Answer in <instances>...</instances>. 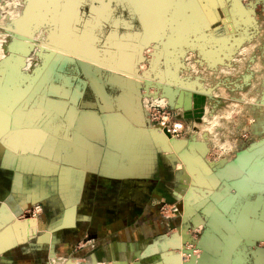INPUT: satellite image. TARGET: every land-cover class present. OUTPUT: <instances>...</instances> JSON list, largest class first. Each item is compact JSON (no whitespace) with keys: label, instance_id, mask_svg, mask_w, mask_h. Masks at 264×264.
I'll list each match as a JSON object with an SVG mask.
<instances>
[{"label":"rangeland","instance_id":"374dc122","mask_svg":"<svg viewBox=\"0 0 264 264\" xmlns=\"http://www.w3.org/2000/svg\"><path fill=\"white\" fill-rule=\"evenodd\" d=\"M82 1L0 0V117L12 112L7 118L12 121L17 111V130H28L26 137L34 124L41 129L46 123L59 125L57 133L47 130L30 146L18 134L13 151L21 146L34 151L47 143L41 153L52 160L67 155L70 162L76 152L63 140L67 132L76 142L94 144L83 158L82 189L72 172L52 164L46 168L52 185L59 177L61 184L80 191L75 213L74 207L66 209L59 213L63 227L44 229L39 221L42 199L29 193L23 200V195L15 207L22 210L7 225L24 220L30 226L33 220L35 227L12 245L33 236L29 244L50 246L52 255L44 264H170L166 255L175 256L172 264H209L216 257L223 259L214 264H236L233 251L238 247L249 257L256 246L264 248V188L235 187L241 179L257 183L264 173V0H201L213 18L201 25L204 20L195 17L193 26L212 34L208 42L194 39L161 54L155 53L153 42L176 0H146L142 13L127 0H111L109 8L107 0H88L83 15L78 7ZM92 1L102 11L91 12L95 20L87 31L81 19ZM107 8L113 13L104 21ZM59 13L65 16L61 24ZM119 19L131 23L130 32L141 37H128L120 22L116 26ZM59 33L62 41L76 37L77 49L83 47L117 71L92 70L88 75L77 59L55 58L58 50L52 42ZM83 37L91 39L95 51L84 46ZM206 47H213L212 54ZM18 106L25 111L20 113ZM174 119L182 121L183 129L167 134ZM6 131L0 130V138ZM186 167L199 177L206 168L209 187L193 180L196 174L185 177ZM122 188L126 197H119ZM91 230L94 237L127 234L130 241H118L115 257L91 263L82 254L106 243L92 242ZM256 258L263 261L261 255Z\"/></svg>","mask_w":264,"mask_h":264},{"label":"crops","instance_id":"0c3cea01","mask_svg":"<svg viewBox=\"0 0 264 264\" xmlns=\"http://www.w3.org/2000/svg\"><path fill=\"white\" fill-rule=\"evenodd\" d=\"M67 133L64 135L63 140H65L66 146H69L76 152L74 158H70V162H68L69 158L67 155L64 156L63 154H59L56 160H52L47 153H41L43 146L47 144L45 142V144H42L34 151L25 150L24 146H21L17 151L7 149L9 152L5 151V148L3 147L0 148V211L1 209H7L12 213V210L17 209L15 207L21 202L19 199L22 198L23 195V200H27L28 194L33 193L42 199L41 220L39 218L38 219L44 224V229H47V225H56L58 228L64 226L62 225V217L64 215L60 217L59 213H65L66 209L70 207H74L75 213L77 209V198L79 197L80 191H77L76 189L72 190L64 183L61 184L62 181L59 177H57L56 184L52 185V175L46 168L48 165L52 164L66 169L67 172H72L77 176L78 188L82 189V186L86 181L87 169L86 161L83 160V158L88 156V152L93 151L94 145L90 140H87L84 143L76 142ZM17 142L18 140L16 143ZM27 151L31 152V154L22 155V153ZM124 190L125 189L123 188L119 190L121 194L119 197L126 195V192H123ZM55 194L58 195L55 196ZM72 194H75V197H72ZM108 222L109 221H107L105 225H108ZM96 224L99 225V222L97 221ZM91 231L92 235L90 240L92 242H106L100 245L96 250L91 249L90 254H82V256L89 255L91 263H95V261L100 259L115 257V246L121 247L119 245L120 242L118 241L123 243L130 241L127 234L116 237L115 233L106 234L103 232V234H98L97 237H94L95 234L93 233L95 232H93V230ZM94 231L98 232V230ZM107 233L109 232L107 231ZM25 237H23L22 240H24ZM32 237L33 236L29 237L27 241L16 245H4V243L1 242L2 239L0 238V264H44L46 257L51 258L52 253L50 252V246L49 248H45V246L42 248L29 244L28 241ZM69 237L70 235L66 236V238ZM233 250L235 249L233 248ZM239 250L240 249L238 247L237 250H235L236 252L233 251V253H235L234 256H236L238 260L241 259V261H243V264H264V248L256 246V251L250 250L251 256L249 257L247 254L245 255L249 258L248 260L243 255V252ZM260 255L263 258V263H258V260H256V257H259ZM218 259L223 258L216 257L210 263L214 264L218 261Z\"/></svg>","mask_w":264,"mask_h":264},{"label":"bare ground","instance_id":"6f19581e","mask_svg":"<svg viewBox=\"0 0 264 264\" xmlns=\"http://www.w3.org/2000/svg\"><path fill=\"white\" fill-rule=\"evenodd\" d=\"M180 1H181V3L179 4L178 2H180ZM234 2L236 4V0ZM110 3H111V0H108L105 3V5H108V8H109ZM172 3H174L172 5V7L170 6V9H168L165 12V13H167L166 17L164 18L165 24L161 27L159 26V28L157 29V34H156L157 38H156L155 42H153V46L155 47V53L156 54H161L162 51H167L170 48H181L182 43H184L186 45H191L192 43L196 42L194 39H199V41L201 40L200 42H202V44H203V42L206 43V42H208L207 40H209L210 36L212 35V34L211 35L206 34V31L203 30L202 29L203 27L201 26V25H204V23L205 24L208 23L213 18L212 15H210L209 13H207L206 11L203 10L202 5H201V0H176L174 2L172 1ZM90 9H91V12L95 11V13H97V12L99 13L100 10L102 11V9L95 8L94 5H92ZM91 12H90V14H91ZM140 13H142V12H140ZM197 13H200L201 16L198 15ZM62 15H64V14L63 13L58 14L60 24H61V20H62ZM54 17H55V14H54ZM195 17H201L204 20L203 24H201L200 26L197 24L195 26H193V22L195 20ZM56 19H57V16H56ZM92 21H94V19L91 20L90 23ZM64 24H65V22H64ZM96 24L93 26L95 27ZM168 27H169V31H167ZM189 33H192V34H189ZM58 35L59 36H58V38H56V41L52 42L54 45L53 49L58 50V51H55V58L68 59V58H66V56L73 53L72 57L74 58V60L77 59L76 61H78L79 65H81L82 69L87 74L89 72H91L92 70H96L98 72L101 69L107 70L110 73H115L117 71V69H115L114 67H109V68L104 67V66H106L105 65L106 63L104 60H102L96 56H93L89 51L81 50L83 47H79V49H77L74 46L75 42H76V37H74V39H73L75 41L70 42V41H62V39H60V38H62V37H60L61 34L59 33ZM89 35H90V33H89ZM66 36H67V34H66ZM189 36H192L193 39L187 40L189 38ZM90 38H91V35H90ZM90 38L83 37L81 40L84 42V46H86V48L88 50L91 47V45H90L91 39ZM162 38H165V40H163ZM182 40H183V42H182ZM211 48L213 49V47H211ZM90 49L95 51L94 48L93 49L90 48ZM221 49H223V48L220 47L219 50L222 51ZM174 50H176V49H174ZM174 50L172 49L169 51H174ZM207 50H208V48H207ZM215 50L217 51V49H215ZM169 51H168V53H169ZM210 51H209V53L212 54ZM164 53H166V52H164ZM217 53L218 52H216V55H217ZM219 53H221V52H219ZM217 58H219V57H217ZM133 72H134V70H133ZM131 75H132V73L131 74L129 73L128 77H130ZM24 106H26V103ZM13 109H14V107H13ZM18 109L20 110V113H23L25 111L23 108H21V106ZM10 114H12V112L7 113L6 117H4V118L0 117V130H2L3 128L7 129V131L3 135V137L0 138V143L3 146L13 150L16 148V145L18 146V144L16 143V141L18 139V137H17L18 134H22V135H24V137H26L28 135L29 131L23 130V129L17 130V129H20L19 128L20 122L16 121L18 112L14 111L12 121L10 119L9 120L7 119L10 116ZM3 116H5V115H3ZM39 125H40V123L39 124L37 123V125L34 124V126L31 128L32 131L30 132V134L28 136L29 138L26 137L27 138V143H26L27 146L32 145L33 141H35L37 138H41L42 134H48L47 130H49V131L54 130V132H56V133L59 130L58 129L59 125L51 126L50 123H46V124H43L42 129H41V127L39 128ZM164 140L166 142L169 139L166 137ZM166 144L169 145L168 147H172V144L170 142L167 141ZM191 166L193 168H196L193 165H191ZM186 171H188L189 173L187 172L185 177H187L188 174L190 176H193L196 174V172H193V169H190L189 167H186ZM209 173L210 172H208L206 168H201L202 177L201 176L199 177L196 174L193 177V180H196V182H198V183H203L205 185L207 184V186L209 187V184H211V178H210ZM261 176H263V177H261ZM261 176H259V178L261 180L258 181L257 183H251V182L245 181L244 179H241L235 183V187L237 189H252V190L263 189L264 188V181L262 182V180L264 178V173L261 174ZM204 180H206L207 182H204ZM203 188H205V187H203ZM190 194L192 196L194 194V192H192ZM193 197H195V196H193ZM20 210H22V209L19 206L17 209L13 210L12 213L7 209L1 210V214H0V234H1V237L0 238L2 239L1 242L4 243V245H12L16 242H20L23 239V237L28 235L27 234L28 232H31L32 227H35V225L33 224L34 223L33 220L31 221L32 225H30V226L24 220H18L16 222H12V223H9L7 225V223L9 222V220L11 218H14L15 215L17 216L19 214ZM22 221H23V224H22ZM5 225H7V226H5ZM29 227H31L30 231H27V229H29ZM154 249H156V248H154ZM165 262H170V264H172L173 262H176L175 256L174 255H171V256L166 255L165 256ZM123 264H125V263H123Z\"/></svg>","mask_w":264,"mask_h":264},{"label":"water","instance_id":"95a60500","mask_svg":"<svg viewBox=\"0 0 264 264\" xmlns=\"http://www.w3.org/2000/svg\"><path fill=\"white\" fill-rule=\"evenodd\" d=\"M66 1V0H65ZM87 1L88 0H83L82 2H79L78 3V7H79V9H81L86 3H87ZM108 1V0H107ZM92 4H93V1L91 2V4H90V7H89V9H88V11H87V14H86V16H85V18H83L82 16V19H81V21H82V25H83V28L82 29H86L87 31L89 30V28H91V27H87V25H91L90 24V21L91 20H93V17H91V16H89L90 15V12H91V6H92ZM81 11H82V9H81ZM84 13H86L85 11H82L81 12V14L83 15ZM95 16V15H94ZM62 17H65V16H63L62 15ZM96 18V17H95ZM95 20V19H94ZM105 21V20H104ZM87 24H86V23ZM85 23V24H84ZM76 24V23H75ZM80 24V22L78 21L77 22V25H79ZM102 25H103V23H101L100 24V27H102ZM77 27H75V30L76 31H78V29H79V27H78V29H76ZM106 39H107V36H106ZM104 46H106L105 44H104ZM110 46V45H109ZM140 49H141V47H140ZM73 56V53L72 54H69L68 56H66V57H69V58H73L72 57ZM135 62H136V58H135V60H134V65H132L133 67L131 68V69H133L134 70V72L136 73L137 72V68L136 67H134L135 66ZM133 72V73H134ZM125 77V76H124ZM104 89V88H103ZM97 96V95H96ZM98 97V96H97ZM100 98V97H99ZM121 98H122V96H121ZM175 140H177V139H175ZM192 251H189V254H190V256H191V258H192V261H195L194 259H193V257L195 256V255H193L192 253H191ZM236 260H238L237 258H236V256H235V258H234V262L236 263V264H238V262H241V261H236ZM243 262V261H242ZM134 264H140L138 261H134ZM239 264H243V263H239Z\"/></svg>","mask_w":264,"mask_h":264},{"label":"flooded vegetation","instance_id":"af4514ba","mask_svg":"<svg viewBox=\"0 0 264 264\" xmlns=\"http://www.w3.org/2000/svg\"><path fill=\"white\" fill-rule=\"evenodd\" d=\"M128 1V3H129V5L132 7V5L130 4V1H131V3H133L135 6H136V10L140 13L141 12V10H143L144 9V7L146 6L144 3H145V1L146 0H127ZM107 2V1H106ZM105 2V3H106ZM104 3V4H105ZM112 6H113V4H112ZM106 7V6H105ZM133 8V7H132ZM134 9V8H133ZM107 10V12L106 13H109V15L107 16L106 15V13H105V15H104V20L106 21V20H108L109 18H110V16H111V13H113V10L111 11L110 9H106ZM135 10V9H134ZM135 13H136V11H135ZM92 14H94V13H92ZM106 17V18H105ZM120 17V16H119ZM117 19V18H116ZM114 21H115V19H114ZM119 22L127 29V36L128 37H130V36H132L134 39H136V41L139 39V37H141V33H139V32H137V33H134V35L130 32V30H131V28H132V24L131 23H129V22H126V21H124V20H117L116 21V26L119 24ZM120 28V27H119ZM122 28V27H121ZM121 35V34H120Z\"/></svg>","mask_w":264,"mask_h":264},{"label":"built area","instance_id":"2783aa9c","mask_svg":"<svg viewBox=\"0 0 264 264\" xmlns=\"http://www.w3.org/2000/svg\"><path fill=\"white\" fill-rule=\"evenodd\" d=\"M162 124H164V122ZM182 129H183L182 121L180 119H174L173 122L170 123L169 126L167 127L166 133L174 135L175 133L181 131Z\"/></svg>","mask_w":264,"mask_h":264}]
</instances>
